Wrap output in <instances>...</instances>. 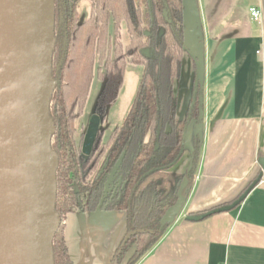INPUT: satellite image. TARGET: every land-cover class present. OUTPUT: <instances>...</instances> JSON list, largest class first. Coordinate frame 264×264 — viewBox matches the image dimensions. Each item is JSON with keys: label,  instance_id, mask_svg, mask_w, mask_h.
<instances>
[{"label": "trees", "instance_id": "obj_1", "mask_svg": "<svg viewBox=\"0 0 264 264\" xmlns=\"http://www.w3.org/2000/svg\"><path fill=\"white\" fill-rule=\"evenodd\" d=\"M80 1H54L51 61L56 85L49 113L55 125L51 147L58 154L55 211L61 221L52 239L53 261L74 264L65 237L68 214L101 209L126 215L125 236L109 264H136L168 229L170 223L161 225L160 219L175 203L184 177L186 199L200 159L201 138L196 136L191 168L181 175L169 172L184 153L185 128L199 120L200 92L194 86L184 120L176 118L175 84L186 50L184 4L88 0V16L81 19ZM129 64L141 66L130 107L109 133L98 129L84 153L75 120L91 84L94 79L102 82L96 99L105 110L118 97ZM170 178L173 186L166 193Z\"/></svg>", "mask_w": 264, "mask_h": 264}, {"label": "crops", "instance_id": "obj_2", "mask_svg": "<svg viewBox=\"0 0 264 264\" xmlns=\"http://www.w3.org/2000/svg\"><path fill=\"white\" fill-rule=\"evenodd\" d=\"M196 3L202 27L200 41L204 43L200 159L179 215L136 264H264V168L259 162L264 158V0ZM251 8L259 10V19L252 18ZM183 12L184 42L189 46L193 42L186 4ZM189 49L196 52V48ZM182 58L176 85V118L180 120L185 118L195 76L194 60L187 49ZM129 66L140 68L129 64L128 72ZM192 122L186 129L188 147L169 169L172 174L181 175L189 167ZM260 172L261 180L236 207L200 220L185 219L186 215L232 202ZM81 214L77 218L78 228L84 232L80 245L85 250L87 241L89 254L83 251L72 261L111 263L126 232L124 213L98 209ZM72 232L65 222L69 252Z\"/></svg>", "mask_w": 264, "mask_h": 264}, {"label": "water", "instance_id": "obj_3", "mask_svg": "<svg viewBox=\"0 0 264 264\" xmlns=\"http://www.w3.org/2000/svg\"><path fill=\"white\" fill-rule=\"evenodd\" d=\"M55 0H0V264H55L52 239L60 224L55 211L58 154L51 147L55 125L50 101L56 85L52 75ZM194 60L193 86L199 88L198 122L193 135L202 137L204 57L202 27L196 0H183ZM148 34V33H147ZM195 92L191 103L195 100ZM186 129L183 145H186ZM184 152V147H181ZM264 168V158L259 160ZM191 168V159L189 161ZM260 172L232 202L186 215L200 220L241 203L261 180ZM184 177L175 203L160 224L171 223L185 201Z\"/></svg>", "mask_w": 264, "mask_h": 264}, {"label": "rangeland", "instance_id": "obj_4", "mask_svg": "<svg viewBox=\"0 0 264 264\" xmlns=\"http://www.w3.org/2000/svg\"><path fill=\"white\" fill-rule=\"evenodd\" d=\"M89 6L90 3L88 0H81L78 3L77 7L79 10V14L81 15V19H85L88 16ZM124 40H127L126 34H124ZM138 69L141 70V66L140 68H134V66H129L131 74L130 72L126 71L125 81L122 88L120 89L121 91L118 97L113 102H111L110 105H108L107 110H102L99 103H97L96 97L99 95V90L102 87V82L97 79H94L93 83L91 84L88 98L86 99L83 105L82 113H80V115L75 120L77 133L76 137H80V135L84 137L86 141L84 143L85 151H87V147L91 145L90 143L95 138L94 135L96 134V130H98L99 127H104L106 130H110L111 128H114L115 126L120 124L121 119L130 107V102L134 95L138 78L140 77V74L137 73ZM177 83L175 84V89ZM105 116L106 119H104ZM191 142H193V138ZM185 147L187 148L188 146ZM172 180L173 178H170L167 182L166 193H169L173 186ZM79 215H82L81 212L75 211L72 214H68L66 219L67 229L74 230V232H72L74 237H72V243L70 245V255L72 256L71 259L74 261L79 255H81L83 251L86 252V254H89V245H87V241L84 242V245H87H85V250H82L80 245L81 242L84 240L82 234L84 232H81V230H79L78 228L79 221L77 218L79 217ZM131 250L132 249H130V251Z\"/></svg>", "mask_w": 264, "mask_h": 264}, {"label": "flooded vegetation", "instance_id": "obj_5", "mask_svg": "<svg viewBox=\"0 0 264 264\" xmlns=\"http://www.w3.org/2000/svg\"><path fill=\"white\" fill-rule=\"evenodd\" d=\"M110 105V104H109ZM108 108V107H107ZM107 108H106V110H107ZM188 110V109H187ZM186 114H187V112H186ZM186 114H185V116H186ZM124 117V116H123ZM104 119H106V116L104 117ZM103 120V119H102ZM105 121V120H104ZM194 122V121H193ZM100 123H102V122H100ZM105 123V122H104ZM191 122H189V124H190ZM188 124V125H189ZM188 128V127H187ZM98 129H104V133L106 134V133H109L110 131H111V129H113V128H111L110 130H106L104 127H99ZM97 131V130H96ZM95 136V135H94ZM80 137L82 138L81 139V149H82V151L83 152H87L88 151V149L90 148V146L92 145V143L94 142V140H95V138L91 141V145L90 146H88L87 147V151H85V149H84V141H85V139H84V137L82 136V135H80ZM194 138H195V136H194ZM194 138H193V142H194ZM193 142H192V146H193ZM184 147H185V145H184ZM192 154V153H191ZM190 159H191V156H190ZM190 161V160H189ZM188 169V168H187ZM124 215H125V213H124ZM125 219H126V215H125ZM126 221V220H125ZM125 226H126V223L124 224ZM126 233V232H125ZM125 236V235H124ZM123 236V237H124ZM115 251V250H114ZM114 254V253H113Z\"/></svg>", "mask_w": 264, "mask_h": 264}, {"label": "built area", "instance_id": "obj_6", "mask_svg": "<svg viewBox=\"0 0 264 264\" xmlns=\"http://www.w3.org/2000/svg\"><path fill=\"white\" fill-rule=\"evenodd\" d=\"M251 10V16H252V18L253 19H259V17H260V12H259V10H256L255 8H251L250 9Z\"/></svg>", "mask_w": 264, "mask_h": 264}]
</instances>
